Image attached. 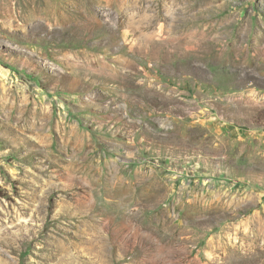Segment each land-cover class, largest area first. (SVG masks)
I'll list each match as a JSON object with an SVG mask.
<instances>
[{
    "label": "rangeland",
    "instance_id": "1",
    "mask_svg": "<svg viewBox=\"0 0 264 264\" xmlns=\"http://www.w3.org/2000/svg\"><path fill=\"white\" fill-rule=\"evenodd\" d=\"M0 264H264V0H0Z\"/></svg>",
    "mask_w": 264,
    "mask_h": 264
},
{
    "label": "bare ground",
    "instance_id": "2",
    "mask_svg": "<svg viewBox=\"0 0 264 264\" xmlns=\"http://www.w3.org/2000/svg\"><path fill=\"white\" fill-rule=\"evenodd\" d=\"M38 62H39V60H38Z\"/></svg>",
    "mask_w": 264,
    "mask_h": 264
}]
</instances>
